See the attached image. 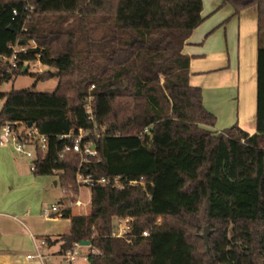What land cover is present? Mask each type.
Listing matches in <instances>:
<instances>
[{
    "label": "trees",
    "instance_id": "16d2710c",
    "mask_svg": "<svg viewBox=\"0 0 264 264\" xmlns=\"http://www.w3.org/2000/svg\"><path fill=\"white\" fill-rule=\"evenodd\" d=\"M221 1L235 15L258 10L253 135L237 125L213 132L216 117L190 85L182 50L204 20L202 0H0V56L28 35L38 48L19 58L39 55L57 71L33 75L57 77L53 93L0 92L2 122L32 123L47 137L33 172L58 173L65 201L80 193L78 172L124 185L92 188L88 216L65 209L70 232L45 237L48 246L64 253L90 241L98 253L86 264H264V0ZM19 74L0 59V86ZM89 95L94 120L85 112ZM79 128L91 130L97 156L62 159L60 136ZM126 218L127 234L114 236V220ZM202 224L211 228L207 244Z\"/></svg>",
    "mask_w": 264,
    "mask_h": 264
},
{
    "label": "crops",
    "instance_id": "0c3cea01",
    "mask_svg": "<svg viewBox=\"0 0 264 264\" xmlns=\"http://www.w3.org/2000/svg\"><path fill=\"white\" fill-rule=\"evenodd\" d=\"M202 1L204 20L182 50L190 58V85L201 88L204 107L216 117L213 132L237 125L253 135L257 132V7L235 15L233 7L221 0ZM32 163L33 159L16 155L12 145H0V264H37L27 259L35 252L36 240L55 239L71 229V219L64 218L63 211L52 218L44 216L43 209L63 205L65 195L58 194L52 177L36 175ZM59 250L58 244L46 252Z\"/></svg>",
    "mask_w": 264,
    "mask_h": 264
},
{
    "label": "built area",
    "instance_id": "2783aa9c",
    "mask_svg": "<svg viewBox=\"0 0 264 264\" xmlns=\"http://www.w3.org/2000/svg\"><path fill=\"white\" fill-rule=\"evenodd\" d=\"M17 15V12H14ZM26 30L22 27V31ZM28 39L26 44L21 45L18 41L10 46L12 54L9 57L0 56V59L5 62L10 70L16 69L22 72V69L27 66L26 74H32L33 70H37V65L40 64L39 55L36 60H22L19 58L20 54H27L30 49L38 48V44L34 39L26 36ZM41 74V73H38ZM92 86L91 89H93ZM92 97L89 95L85 98L86 106L85 112L89 120H94V112L91 105ZM5 99L0 97V145L8 146L12 145L13 150L16 155L23 156L26 158L35 159L37 150L41 152H46L48 148L46 135L39 132V130L32 125L29 127L27 124H22L15 121H1V115L4 108ZM148 129L144 131L147 133ZM91 130H86L79 128L78 130L72 129L69 133L62 134L60 136L61 140L65 141V146L61 153V158L63 159L66 153L75 152L79 154L82 158V163L87 160V158H94L97 156L95 144L87 137L91 136ZM32 170H34V165L32 163ZM77 183L79 187L86 186L89 189L106 186L107 184L114 183L118 188L122 189L124 185L121 180L116 177L114 180H109L107 178L93 179L91 176H85L78 172ZM140 183L143 185V181H130V185H135ZM86 204L81 200V198L74 196L72 200L66 201L63 205H52L47 206L43 209V214L47 218H52L54 214L60 213L65 209L81 208ZM131 219H118V223L115 225L114 236L124 237L128 230ZM149 232H143V236H148ZM48 244L45 239L36 240L35 252L33 254L27 255V259L34 261L37 264H59L54 260H59L60 264H75L80 259L81 262H88V254L84 252V248H90L92 253H98L97 249H92L90 246H83L81 243H75L72 248L65 251L64 253H54L49 254L46 252ZM90 251V252H91Z\"/></svg>",
    "mask_w": 264,
    "mask_h": 264
},
{
    "label": "rangeland",
    "instance_id": "374dc122",
    "mask_svg": "<svg viewBox=\"0 0 264 264\" xmlns=\"http://www.w3.org/2000/svg\"><path fill=\"white\" fill-rule=\"evenodd\" d=\"M99 33V32H97ZM83 44L80 45V49H83ZM37 65V70H33L32 74H19V75H15L13 76V78L11 80H9L8 82L3 83L0 86V92L2 93H8L10 91H20V90H25V89H32L35 92L38 93H53L57 87L58 84V78L57 77H52L46 81H39L37 82L36 80V76L33 75H40L38 73H45V72H51L53 74H55L57 71L51 67L45 66L43 65L41 62L40 64H36ZM92 88V87H91ZM90 88V90H92ZM53 179V183L57 182V187H56V191L58 192V194L60 196H62L64 194L63 192V188L61 187L60 181H59V177L58 175H52L50 176ZM81 191V196L80 193L77 195V197L81 198L82 201L86 204L84 207L81 208H74L72 210L73 214H81V215H86L88 216L91 213V189H89L86 186H82L80 188ZM203 214H200V217L202 218ZM118 219H115L114 222L115 224H117ZM161 219L158 220V223H161ZM208 226L210 231L211 228L209 225H205L202 224V229L200 230V237H202L203 232H204V228ZM84 252L86 254L90 253L91 249L89 248H84L83 249ZM56 263H61L59 260H54ZM82 260H78L77 263L75 264H83V262H81ZM86 264V263H84Z\"/></svg>",
    "mask_w": 264,
    "mask_h": 264
},
{
    "label": "water",
    "instance_id": "95a60500",
    "mask_svg": "<svg viewBox=\"0 0 264 264\" xmlns=\"http://www.w3.org/2000/svg\"><path fill=\"white\" fill-rule=\"evenodd\" d=\"M26 70H27V66H25L22 69L21 74H23V75L26 74ZM28 126L31 127L32 126V123H28ZM210 233H211V231H210L209 227L206 226L204 228V232H203V235H202V239L205 241L206 244L208 243V237H209ZM81 245H83V246H90L91 243H90V241H82L81 242Z\"/></svg>",
    "mask_w": 264,
    "mask_h": 264
}]
</instances>
